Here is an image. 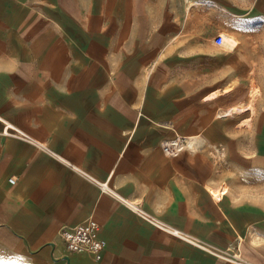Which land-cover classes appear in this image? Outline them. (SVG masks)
<instances>
[{
	"label": "crops",
	"instance_id": "crops-1",
	"mask_svg": "<svg viewBox=\"0 0 264 264\" xmlns=\"http://www.w3.org/2000/svg\"><path fill=\"white\" fill-rule=\"evenodd\" d=\"M253 47L264 0H0V245L29 264H264ZM177 135L192 147L169 156ZM90 218L100 259L60 236Z\"/></svg>",
	"mask_w": 264,
	"mask_h": 264
},
{
	"label": "built area",
	"instance_id": "built-area-1",
	"mask_svg": "<svg viewBox=\"0 0 264 264\" xmlns=\"http://www.w3.org/2000/svg\"><path fill=\"white\" fill-rule=\"evenodd\" d=\"M225 43L224 36L218 34L216 44L222 46ZM160 146L164 153L169 156H176L180 152L192 147L190 138L177 135L171 139H163ZM12 183L14 180H10ZM104 192H114L109 188L107 183L101 184ZM172 233L178 234V231L172 230ZM60 236L63 239L65 246L69 252H89L96 259L101 258L102 250L105 246V241L100 237V224L90 218L73 227H66L60 231ZM219 256L233 261L236 264H249L239 253L234 252L231 248L222 249L219 251Z\"/></svg>",
	"mask_w": 264,
	"mask_h": 264
},
{
	"label": "rangeland",
	"instance_id": "rangeland-1",
	"mask_svg": "<svg viewBox=\"0 0 264 264\" xmlns=\"http://www.w3.org/2000/svg\"><path fill=\"white\" fill-rule=\"evenodd\" d=\"M256 26H257L256 29L263 28L262 24L261 26L260 24H256ZM247 32L248 31L243 30V34H246ZM239 33H240L239 27L229 25L228 28L221 33L225 39V43L222 46L234 44L235 42H233V40L239 37ZM257 34L260 35V33L256 32V35ZM237 49H247V48L238 47ZM250 49L254 51L255 55H259V56L264 55V47H253ZM256 61H259V60L257 59ZM254 81L255 80H253L254 91H257L256 94H261L260 90L258 91V87L256 86V83H254ZM0 264H29V263H27L21 257L11 254L7 249H5L4 247L0 245Z\"/></svg>",
	"mask_w": 264,
	"mask_h": 264
},
{
	"label": "bare ground",
	"instance_id": "bare-ground-1",
	"mask_svg": "<svg viewBox=\"0 0 264 264\" xmlns=\"http://www.w3.org/2000/svg\"><path fill=\"white\" fill-rule=\"evenodd\" d=\"M226 39H227V38H226ZM230 39H231V38H230ZM212 192L214 193V196H216V197L219 195V194L216 193L214 190H212ZM213 193H212V194H213Z\"/></svg>",
	"mask_w": 264,
	"mask_h": 264
}]
</instances>
